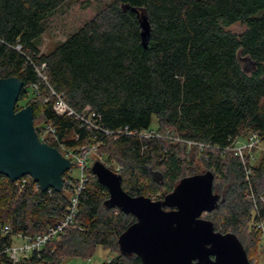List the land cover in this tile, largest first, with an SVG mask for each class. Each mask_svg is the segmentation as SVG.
I'll return each mask as SVG.
<instances>
[{"label": "trees", "instance_id": "16d2710c", "mask_svg": "<svg viewBox=\"0 0 264 264\" xmlns=\"http://www.w3.org/2000/svg\"><path fill=\"white\" fill-rule=\"evenodd\" d=\"M68 1L0 0V78L23 81L17 109L32 106L38 134L50 123L65 145L97 143L98 150L86 169L73 223L18 261L4 248L16 235L41 234L66 217L78 179L75 165L63 174L61 191L42 190L30 175L17 183L0 174V264L88 260L99 248L113 254L100 264H143L138 255L123 254L118 243L136 217L106 205L109 190L92 164L103 153L113 167H122V186L129 194L163 200L191 175L182 158L187 141L208 145L191 147L202 153L204 172L215 174L214 191L220 196L218 207L204 217L216 230L235 233L253 264L250 253L261 239L258 222L264 221V199L258 193L264 155L252 165L231 147L243 133H257L264 141V0H112L43 52L46 21ZM141 13L151 25L147 48ZM236 23L245 29L230 30ZM239 54L248 57L252 70H245ZM33 83H39L38 90ZM49 86L76 113H95L99 129H88L74 115L57 114ZM154 116L157 135L141 136ZM166 132L179 142L165 138ZM47 142L60 149L56 141Z\"/></svg>", "mask_w": 264, "mask_h": 264}, {"label": "water", "instance_id": "95a60500", "mask_svg": "<svg viewBox=\"0 0 264 264\" xmlns=\"http://www.w3.org/2000/svg\"><path fill=\"white\" fill-rule=\"evenodd\" d=\"M140 22L147 48L151 25L146 13H141ZM23 87L19 77L0 78V174L14 181L30 175L42 190L61 191L71 161L40 140L31 105L17 109ZM91 168L109 190L106 205L136 217L119 236L123 254H136L143 264H250L238 236L216 230L204 217L219 205L213 172L184 177L163 200H156L129 194L122 186V175L100 160Z\"/></svg>", "mask_w": 264, "mask_h": 264}, {"label": "built area", "instance_id": "2783aa9c", "mask_svg": "<svg viewBox=\"0 0 264 264\" xmlns=\"http://www.w3.org/2000/svg\"><path fill=\"white\" fill-rule=\"evenodd\" d=\"M18 50L21 49V45H17L16 47ZM42 67H45V64L42 65ZM39 71V74L42 75L41 71ZM43 76V75H42ZM44 79H46L45 76H43ZM33 89L38 90L39 89V83H33L32 84ZM51 90V95L55 97L53 102V108L55 112L59 115H74L81 121H83V125H86L88 129H99V126L94 122V116L95 113H89V114H78L75 112V110L67 103V101L64 99L63 95L58 94L51 86H49ZM106 134H113L109 130H104ZM122 130L117 131L116 133H120ZM143 137H150L153 135H157L155 129H148L143 130L139 133ZM39 138L43 142H47L48 139H51L53 141H56L58 145L60 146V151L62 155H64L66 158H68L71 161V168L75 165V171L78 172V175L76 178L78 179V188L77 193L73 196L71 200V205L69 207V213L64 217L63 219L59 220L56 224L51 225L47 228V230L41 234L35 235V236H29V235H16V237H21L22 242L19 244L13 243L12 245L6 246L4 248V252L7 253L14 261H18L20 259H23L25 257L30 256L32 253L40 251L45 247L50 241L54 240L58 237L60 233H62L67 227H69L73 221L74 216L77 210V203L78 198L80 195V192L83 190L84 185L87 181V173L86 169L90 165L91 156L95 154L98 150V144L97 143H89V144H83L77 147H70L65 145L64 143L59 141V137L57 134L56 128L48 123L44 126V128L41 130ZM261 138L258 136L257 133H251L250 136L246 139V141L240 143L239 137H237L233 143V146L231 147L232 150H234L235 154L238 155L243 161H245L246 152L250 151L252 148H254ZM189 145L192 144H198L201 148L208 146L203 143L193 142V141H187ZM99 160L102 161L107 167L112 169L116 173L121 174L122 167L117 166L113 167L112 164L107 161L106 156L102 153L99 155ZM25 183V178H20L17 180V183ZM253 197V195H251ZM264 199V198H263ZM1 228V225H0ZM258 228L261 231V239L264 240V221L258 222ZM10 230V227L7 226L4 232H8Z\"/></svg>", "mask_w": 264, "mask_h": 264}, {"label": "rangeland", "instance_id": "374dc122", "mask_svg": "<svg viewBox=\"0 0 264 264\" xmlns=\"http://www.w3.org/2000/svg\"><path fill=\"white\" fill-rule=\"evenodd\" d=\"M110 1L112 0H69L68 2L64 3L58 9V11L46 21V30L43 33L40 41L41 50L45 52L51 49L57 42L66 39L68 35L76 32L85 22L93 18L98 10L106 6ZM229 29L240 33L245 29V25L236 23L230 26ZM239 60L245 70H252L253 64L247 56L239 54ZM156 127L157 119L156 116H154L151 129L156 130ZM250 134L251 133H243L240 135V143L237 144H242V142L246 141ZM164 136L174 143L179 142V138L172 136L170 132H166ZM191 146L192 145L188 144V149H185L183 154L181 153L182 158L185 160L184 169L189 175L194 173H202L207 169L204 161L201 159L202 153L196 151L194 147L192 148ZM200 151L202 152L201 149ZM246 153L245 161L252 165L257 164L264 155V141L260 140L254 148H252L250 151H247ZM159 168L162 169V167ZM73 175L76 177L78 172L75 171ZM258 193L262 198H264V184L259 187ZM21 242V237L17 236L14 238L15 244H19ZM112 256L113 254L107 250L99 248L96 253L88 260H85L81 257H72L63 259L61 264H100L102 261H105ZM250 257L253 260V264H264L263 239H260L257 247L252 249Z\"/></svg>", "mask_w": 264, "mask_h": 264}]
</instances>
